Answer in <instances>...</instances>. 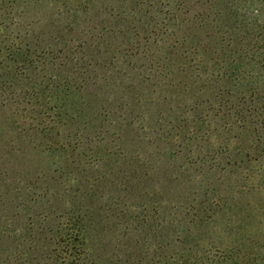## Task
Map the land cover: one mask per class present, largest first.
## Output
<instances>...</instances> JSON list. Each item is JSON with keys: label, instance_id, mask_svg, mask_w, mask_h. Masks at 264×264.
<instances>
[{"label": "rangeland", "instance_id": "1", "mask_svg": "<svg viewBox=\"0 0 264 264\" xmlns=\"http://www.w3.org/2000/svg\"><path fill=\"white\" fill-rule=\"evenodd\" d=\"M134 1L0 0V264H73L69 248L78 244L96 264H180L178 251L191 264H222L231 248L240 255L226 264H264V137L258 146L249 134L227 133L221 114L195 97L168 99L164 88L151 97L136 86L141 46H161L147 45L141 31L165 29L153 16L163 0L154 11ZM72 6L79 10L69 15ZM128 21L146 27L139 38L128 36ZM13 44L90 48V79L71 98L86 127L49 115L48 98L31 100L33 80L16 78ZM130 47L137 51L127 59ZM194 104L203 105L191 111ZM182 119L186 133L174 128ZM192 121L205 124L195 132ZM70 210L85 217L86 235L56 246L49 230L77 229L62 215Z\"/></svg>", "mask_w": 264, "mask_h": 264}, {"label": "trees", "instance_id": "2", "mask_svg": "<svg viewBox=\"0 0 264 264\" xmlns=\"http://www.w3.org/2000/svg\"><path fill=\"white\" fill-rule=\"evenodd\" d=\"M156 1L135 0L133 5L140 11H143L146 5L154 11ZM161 3L158 4L153 16L160 15L158 21L160 22L162 18L160 25L165 30L159 34L148 29L141 31L144 34L142 41L161 46L155 49L141 46L140 49L143 50L140 60L145 61L143 63L146 65L142 67L143 71L134 76L136 86L148 88L151 97L159 95L163 88L170 92L164 96L168 99L172 97L174 91L185 99L195 97L194 102L205 103V108L211 109L214 117L221 114L222 120L224 119L223 129L227 133H236L238 138L243 133L245 136L249 134L251 139H256L259 146L261 136L264 137V0H163ZM72 7L74 8L66 10L67 14L74 15L79 10L78 7ZM125 19L122 21H127ZM148 19H152V16ZM128 22L126 26L128 36L139 38L138 30L146 27H132L133 30L129 28L132 22ZM20 46L16 47L13 44L15 75L18 81L21 78L33 80L29 93L31 100L48 98V105L51 106L49 115L52 113L60 123L77 122L86 127L89 122L82 121L83 107L73 105L71 98L81 93V87L90 79V69L93 70L94 65L85 66L90 57L86 53L90 48L73 46L60 49L49 45L48 48L38 50L36 46L30 44L25 48ZM136 51L137 47H130L129 52L123 53L124 57L131 59L135 57ZM119 56L117 53L109 57L112 61ZM69 67H72L71 70ZM101 67L105 68L104 65ZM76 74L81 77V82H77ZM20 91L16 88V94L22 96L24 92ZM21 99L20 97L18 102H21ZM137 102L140 103L141 99H137ZM83 104L87 105L86 109L91 108L89 101ZM194 105L190 106L191 111L194 109L197 111L203 104ZM46 115L42 113V116L47 117ZM100 117H103V114H100ZM192 122L195 132L201 130L199 128L205 124L203 121ZM179 123L174 128L186 133L189 129V119H182ZM46 133L45 130L41 131L43 137ZM186 139L187 137H184L183 140ZM65 146L67 145L59 144L57 147L62 148L61 151L64 152L68 150ZM49 149L45 148L43 152ZM227 165L236 167L234 163L227 162ZM198 206L206 209L204 202ZM195 207L191 204L188 208L193 211ZM62 215L68 217L69 222H74L77 229L52 228L49 230L51 242L53 241L56 246L74 247L65 243L73 240L79 243V238L86 235L82 225L85 217L74 210ZM2 234H5V231ZM169 245L170 243L163 242L161 248ZM179 245L181 247L183 244ZM78 247L82 248L83 244H78ZM80 248L79 250L69 248L71 253L75 251L72 255L75 257L73 264H96L87 257L86 250ZM175 255L174 261L191 264L179 251ZM233 255H240V252L234 248L222 251V264L231 261ZM83 256L84 260L80 262ZM29 261L32 262L31 259L27 260ZM55 262L57 263L56 260ZM128 262L127 264L130 263ZM214 262L218 264L219 260L213 258L212 264ZM71 263L65 261L64 264Z\"/></svg>", "mask_w": 264, "mask_h": 264}]
</instances>
